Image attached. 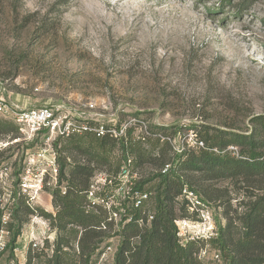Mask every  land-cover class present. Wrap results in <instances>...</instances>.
Masks as SVG:
<instances>
[{"label": "rangeland", "instance_id": "rangeland-1", "mask_svg": "<svg viewBox=\"0 0 264 264\" xmlns=\"http://www.w3.org/2000/svg\"><path fill=\"white\" fill-rule=\"evenodd\" d=\"M117 7L105 0H0V98L12 107L63 105L72 117L97 125L135 115L153 131L167 128L163 134L177 138L188 152L196 149L188 143L201 139L204 125L248 133L252 118L264 114V0H123ZM45 138L0 139L5 220L18 189L33 207L55 211L49 190L57 181L49 155L37 156ZM152 170L138 171L142 177ZM106 177V172L94 177V193ZM119 177L113 176L107 207L127 198L119 183L129 177ZM213 183L217 196L241 195L231 181ZM179 200L188 212L177 220L198 222L199 212L185 197ZM232 204L235 208L237 199ZM206 205L218 231V224L226 223L225 208L220 201ZM145 206L153 211L152 200ZM191 230L199 235L196 227ZM55 238L50 221L32 215L13 254L8 232H0V264H26L30 249L31 264H47ZM47 240L50 247L36 253ZM120 240L116 235L103 242L92 264H113ZM2 242L9 247L1 249ZM203 242L200 260L225 264L219 249Z\"/></svg>", "mask_w": 264, "mask_h": 264}, {"label": "trees", "instance_id": "trees-1", "mask_svg": "<svg viewBox=\"0 0 264 264\" xmlns=\"http://www.w3.org/2000/svg\"><path fill=\"white\" fill-rule=\"evenodd\" d=\"M251 124L248 133L234 127L204 125L201 139L205 147L181 154H176L167 141L159 138L126 144L87 130L60 137L54 143L59 163L57 183L49 190L54 213L33 207L18 189L13 192L7 220L4 219L6 207L0 205V232H8L13 254L31 216L39 214L48 219L56 238L47 264H92L102 243L116 235L121 240L113 264H203L199 252L204 240L181 243L175 222L187 216L186 202L179 200L187 184L206 203L220 201L225 208L226 223H219L217 236L209 240L219 249L225 264H264V114L254 116ZM164 129L167 128L158 126L155 130L163 133ZM5 137L17 139L21 132L15 122L0 116V139ZM231 146L237 147V151L230 149ZM129 159H132L131 175L137 173L132 193H151L154 219L149 226L140 222L147 213L146 206H135L131 197L119 206H106L113 176L120 175ZM168 163H172L171 170L162 173ZM144 166L153 170L141 177L138 170ZM187 171L192 177L184 173ZM100 172H106L107 177L103 187L94 193L102 200L98 203L89 194L93 179ZM16 175V184H20L21 172ZM222 180L239 186L241 195L229 199L225 195L217 196L213 182ZM234 199L238 202L235 208ZM120 206L125 208V213L116 224L110 217ZM8 247L6 243L3 250ZM48 247L47 240L36 253L42 254ZM34 254L30 249L26 264H31Z\"/></svg>", "mask_w": 264, "mask_h": 264}, {"label": "built area", "instance_id": "built-area-1", "mask_svg": "<svg viewBox=\"0 0 264 264\" xmlns=\"http://www.w3.org/2000/svg\"><path fill=\"white\" fill-rule=\"evenodd\" d=\"M92 108L94 105H90ZM0 116L12 120L17 124L21 134L25 135L28 139H33L35 136L44 135L45 145L38 153V158H46L49 155L48 166L51 170L50 174L57 181L59 172L58 152L54 143L58 138L70 135L76 132L82 131H95L99 135H108L118 141L129 143L131 141H145L148 138H159L162 141H167L177 154H181L186 151L183 143L177 141V138L164 135L163 133L153 131L140 117L132 116L127 119L116 121V118L111 119L109 124L93 125L87 121V117H72L71 113L63 105H47L33 108H21L20 106L12 107L8 102L0 98ZM191 142V141H188ZM192 144L194 148H204L205 142L202 139H195ZM230 149L237 151V147L231 146ZM188 150V149H187ZM132 159L128 160V163L124 164L121 168L120 180L129 177L126 181H120L119 190L125 192L127 197H131L137 207H144L151 198V193L148 191H134L132 188L134 185V179L137 173L134 172L131 175ZM172 163L166 164L162 173H167L171 170ZM126 182V183H125ZM128 185V186H127ZM94 196L92 190L89 197ZM181 197H185L188 207L199 212L200 220L196 223L187 218L179 219L176 221L178 227V236L181 243L185 244L189 240H204L209 241L217 236V231L212 225L210 213L207 210L206 202L203 201L199 195L192 190L187 184L184 185ZM125 213V208L120 206L119 210L111 213L110 219L115 221L118 217L121 218ZM145 217L140 219L142 226H149L154 219L152 212L145 213ZM197 225V226H196ZM197 228L200 230L199 235H194L191 228ZM183 239V240H182ZM6 243L2 242L1 249H4ZM202 253L206 254V250H202ZM216 257H220V253L216 254ZM204 264V263H203Z\"/></svg>", "mask_w": 264, "mask_h": 264}, {"label": "bare ground", "instance_id": "bare-ground-1", "mask_svg": "<svg viewBox=\"0 0 264 264\" xmlns=\"http://www.w3.org/2000/svg\"><path fill=\"white\" fill-rule=\"evenodd\" d=\"M123 0H114V2H112L111 0H105V3L109 6L112 7V9H114L115 11L118 10L117 6L119 3H121ZM133 6V5H132ZM122 7V6H121Z\"/></svg>", "mask_w": 264, "mask_h": 264}]
</instances>
